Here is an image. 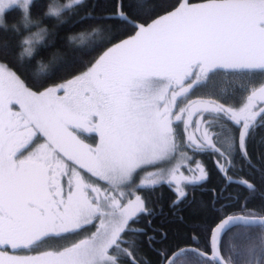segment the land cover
<instances>
[{
    "label": "snow or ice",
    "instance_id": "snow-or-ice-1",
    "mask_svg": "<svg viewBox=\"0 0 264 264\" xmlns=\"http://www.w3.org/2000/svg\"><path fill=\"white\" fill-rule=\"evenodd\" d=\"M30 3L0 0V16L19 5L27 29L39 22L28 14ZM73 5L85 7L86 0L49 5L44 15L57 24L44 46L55 43L56 28L67 23L63 10ZM95 8L76 13L70 27L98 22L68 37L79 47L56 68L70 72L82 64L84 70L43 91L28 88L18 71L28 73L23 62L44 44L48 29L19 38L14 47L0 44V264H150L139 253L145 245L155 251L159 229L152 221L162 210L151 206L157 188L174 193L169 207L175 215L186 201L191 205L189 191L194 198L195 188L185 185H201L209 176L199 162L188 176L179 172L185 164L167 173L158 167L186 155V148L215 158L225 187L212 190L214 210L228 206L215 209L221 198L232 199L224 197L227 186L249 193L239 214L211 228V255L198 252L206 257L201 264H236L231 245L229 259L221 255L223 236L233 228L246 244L244 264H264V213L247 209L251 196L264 193V164L257 167L249 151L250 145L254 151L264 147V0H115L99 17ZM12 31L19 36L21 28L14 24ZM127 31L133 34L117 40ZM96 52L92 61L81 59ZM37 63L40 72L33 75L50 78L48 66ZM221 81L229 87L219 88ZM197 90L201 95L191 99ZM82 133L95 134L98 142L85 143ZM40 137L44 142L31 148ZM237 163L241 171L260 173V188L230 174ZM141 172L147 178L137 183ZM59 241L71 242L36 255L16 254ZM156 254L159 264H176L183 253Z\"/></svg>",
    "mask_w": 264,
    "mask_h": 264
},
{
    "label": "trees",
    "instance_id": "trees-1",
    "mask_svg": "<svg viewBox=\"0 0 264 264\" xmlns=\"http://www.w3.org/2000/svg\"><path fill=\"white\" fill-rule=\"evenodd\" d=\"M63 1V0H60ZM115 0H86V6L74 5L72 9L63 11L61 18L65 19L67 23L56 28L58 35L55 38V43L50 46H44L48 44L49 41L53 39V29L56 27L57 21L55 18L46 17L44 14L48 10L50 5V0H33L28 8V14L32 20H37L38 23L31 24L27 29H25L21 20L24 16L20 9L14 8L4 14V21L7 25V31L5 27H0V44H9L14 47L19 38L23 36L30 35L33 32L38 31L39 28L44 27L48 29L49 35L46 37L44 44L36 46V52L31 61L27 59L24 60V65L28 68V73L19 72L15 65L10 64V67L14 71H18V75L24 80L26 86L33 91H43L45 88L50 86H55L63 83L65 80L69 79L72 75L83 71L84 67L82 64H77L72 68L70 72L56 71L57 65L67 60L73 55L74 50L79 47V42L70 44L68 42V37L73 34H78L81 29L88 27L90 24L97 23L98 21H84L83 23H78L74 27H70L69 24L77 18L76 13L83 14L89 11L93 4H95L94 15L99 17L105 11H111ZM192 4H200L205 2V0H189ZM128 0H125V4ZM169 4H174L175 0H168ZM170 10V9H168ZM163 10L160 13L162 14ZM17 25L21 28L19 36L13 33L12 25ZM131 31L124 32L123 35H118L117 40L127 38L132 35ZM102 51V50H101ZM100 52L93 53L90 56L81 57L85 62L94 60ZM53 57L55 59H53ZM38 61H42L44 65H47L46 72L51 73L50 78H44V76H34L33 74L39 73L40 69L38 66ZM35 79H39L41 82H34ZM197 136L200 133H196ZM249 151L252 153V158L257 167L262 166L264 161H261L260 157L264 154V147L258 150H253L250 145ZM186 155L194 156V161L198 160L205 166L206 171L209 173L208 179L203 181L201 185L192 186L185 185L186 188H195L194 198L193 192L189 191L188 200L192 201L190 206H187V201L180 205V210L173 215V209L169 207L172 199H174V193L168 189L167 186L162 188H157L156 193L151 198V206L159 211L152 221L153 227L159 229L155 233L156 243H154L153 249L148 248L146 245L141 248L139 253L140 258H146L150 264H159L160 257L156 254L157 251L167 250L169 256L175 251L184 247H193L201 251L207 252L209 249L208 241L210 236V230L213 228L222 218L230 214H239L241 207L245 202V197L249 196V193L243 187L232 184L227 186V190L224 192V197L232 196V199L221 198L215 204V209H220L221 205L227 204L228 206L224 208L223 212H217L213 209L211 201L213 198V189L220 190L224 188V182L222 176L217 171L215 158L203 154H194L192 148H186L184 150ZM235 176V178L244 177L250 181H253L258 188L261 187V178L258 171H253L245 167L243 171L240 170L239 163H237L236 168L230 173ZM201 202L208 205L207 207H202ZM247 209L254 211L256 213H264V193L257 192L255 195L251 196L247 200ZM179 217H183L181 220ZM259 229H255L252 235H258ZM161 232H165L166 238L161 237ZM226 236L223 239V244L221 245V253L226 259H229V248H225ZM245 245L237 246L231 245V250L235 255L232 259L236 261V264H244L242 261ZM244 248V249H243ZM9 250L12 251L11 248ZM193 255V254H192ZM196 256V255H195ZM203 259V258H201ZM205 260V259H203Z\"/></svg>",
    "mask_w": 264,
    "mask_h": 264
},
{
    "label": "rangeland",
    "instance_id": "rangeland-1",
    "mask_svg": "<svg viewBox=\"0 0 264 264\" xmlns=\"http://www.w3.org/2000/svg\"><path fill=\"white\" fill-rule=\"evenodd\" d=\"M33 0H31V3H32ZM70 2V0H63V1H60V0H50V4H54L56 6H63L65 5L66 3ZM30 3V4H31ZM30 4L28 6V8L30 7ZM74 6V5H73ZM14 8H18L21 10V12L23 13L24 15V11L23 9L17 5V6H13L11 8H8L6 9L5 12L11 10V9H14ZM65 10H68L67 8H65L63 11ZM5 14V13H4ZM4 14H3V19H4ZM259 83H260V79L257 78V85L256 86H259ZM219 88H226V87H229L228 83L226 81H221L220 84L218 85ZM59 95H63V93H59ZM201 95V92L199 90H197L196 92H194L192 95H191V99H196L197 97H199ZM246 95L247 93H244L243 94V97L241 99L238 100L237 102V106H239L240 103H243L244 99H246ZM181 107L183 105H180ZM13 110L14 111H19V106L18 105H13ZM179 109L177 108V111ZM181 128V131L183 129V125L180 126ZM194 128L195 126L193 125V129H190V132L194 131ZM81 138L84 140L85 143L87 144H90V145H95V143L98 142V137L95 136V134H90V133H82L81 134ZM43 138L40 137L38 139H35L34 143L32 144L31 148H34L37 144L39 143H43ZM31 148L29 150H31ZM186 150V149H184ZM25 155H27V152L24 153ZM189 155H182L181 153H178L176 158L173 159V160H170L168 162H165L163 163L162 165H159L158 167H162L165 171V173H167L168 171L171 170V168H173L175 165H177L178 163H181V164H185L186 166L184 167H181L179 172H182L185 176H188V175H191V172H190V169H195L196 167V164L198 163V160H188L187 157ZM70 166H72L71 162L69 161L68 162ZM156 170L155 168H149L148 171L151 172V171H154ZM81 172H83V170H81ZM179 172L177 173V179L179 180L180 179V174ZM85 176H87L88 174L87 173H84ZM141 177H145V174L143 172L140 173L139 176H137V183L140 182V178ZM64 183L65 185L67 184V181H66V178L64 180ZM100 183H103V182H100ZM65 192H67V187H65ZM126 202V201H125ZM95 229L92 228V231H94ZM87 234H90V233H87ZM83 235L84 233L81 234L80 237H74L73 239H79V238H83ZM71 241H59L57 242L56 244L54 245H45V246H42L40 248H37L35 249L34 251L32 252H27L25 250H21L19 252H17L16 254H19V255H25V254H28V255H36L38 254L39 252L41 251H45V250H51L53 247L55 248H59V247H62V246H65L67 244H69ZM240 243V245H243L244 246V242H242L240 236H239V230L238 229H233L228 235H227V238L225 240V248H230V245H234V246H237L238 247V244ZM232 247V246H231ZM244 249V248H243ZM7 252L9 254H13V252L9 249H7ZM242 254H243V257H242V261L244 262L245 259L247 258V255H246V245H245V249L244 251H241ZM195 259V257H191V255L187 254V255H183L181 258H179L177 261H176V264H196V262L193 260Z\"/></svg>",
    "mask_w": 264,
    "mask_h": 264
},
{
    "label": "flooded vegetation",
    "instance_id": "flooded-vegetation-1",
    "mask_svg": "<svg viewBox=\"0 0 264 264\" xmlns=\"http://www.w3.org/2000/svg\"><path fill=\"white\" fill-rule=\"evenodd\" d=\"M227 233H229V232H227ZM227 233L223 236V239H224V237H225L226 235H228ZM208 245H209V241H208ZM197 250H198V249H197ZM198 251L203 252V251H201V250H198ZM204 253H207V254L210 256V255H211L210 247H209L208 251H207V252L204 251ZM187 254L191 255V257H195V258H196V259H193V260L196 262V264H201V262L203 261V259H206V257H201V256H199L198 253L187 252L186 255H187ZM192 254H193V255H192ZM195 255H196V256H195ZM221 255L223 256L222 253H221ZM181 257H182V256L178 257L177 260H178L179 258H181ZM201 258H203V259H201ZM224 258H225V257H224ZM225 260H228V259L225 258Z\"/></svg>",
    "mask_w": 264,
    "mask_h": 264
},
{
    "label": "water",
    "instance_id": "water-1",
    "mask_svg": "<svg viewBox=\"0 0 264 264\" xmlns=\"http://www.w3.org/2000/svg\"><path fill=\"white\" fill-rule=\"evenodd\" d=\"M219 222H220V221H219ZM219 222H218V223H219ZM218 223H217V224H218ZM215 226H216V225H215ZM215 226H214V227H215ZM185 251H192V252H194V253H198V252H200V251H198L197 249H195V248H193V247H184V248H181V249L175 251L174 253H176V252H182V253H183V252H185ZM210 251H211V249H210ZM171 256H172V255H171ZM171 256H170V257H171Z\"/></svg>",
    "mask_w": 264,
    "mask_h": 264
},
{
    "label": "clouds",
    "instance_id": "clouds-1",
    "mask_svg": "<svg viewBox=\"0 0 264 264\" xmlns=\"http://www.w3.org/2000/svg\"><path fill=\"white\" fill-rule=\"evenodd\" d=\"M18 3L22 4L23 3V0H18ZM0 27H7L4 19L2 16H0Z\"/></svg>",
    "mask_w": 264,
    "mask_h": 264
},
{
    "label": "bare ground",
    "instance_id": "bare-ground-1",
    "mask_svg": "<svg viewBox=\"0 0 264 264\" xmlns=\"http://www.w3.org/2000/svg\"><path fill=\"white\" fill-rule=\"evenodd\" d=\"M242 242H243V241H242ZM232 250H233V249H232ZM172 254H173V253H172ZM172 254H171V255H172ZM171 255H170V256H171ZM170 256H169V257H170ZM195 259H196V258H195Z\"/></svg>",
    "mask_w": 264,
    "mask_h": 264
}]
</instances>
